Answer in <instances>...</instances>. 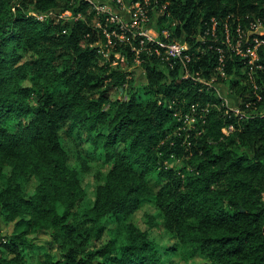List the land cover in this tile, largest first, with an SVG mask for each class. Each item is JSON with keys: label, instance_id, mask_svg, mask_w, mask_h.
<instances>
[{"label": "trees", "instance_id": "16d2710c", "mask_svg": "<svg viewBox=\"0 0 264 264\" xmlns=\"http://www.w3.org/2000/svg\"><path fill=\"white\" fill-rule=\"evenodd\" d=\"M126 1L147 2L190 59L109 42L116 23L87 0H0V217L13 227L0 264H168L181 247L188 264H264V45L255 64L233 47L238 28L251 43L264 0ZM148 201V225L129 221Z\"/></svg>", "mask_w": 264, "mask_h": 264}, {"label": "built area", "instance_id": "2783aa9c", "mask_svg": "<svg viewBox=\"0 0 264 264\" xmlns=\"http://www.w3.org/2000/svg\"><path fill=\"white\" fill-rule=\"evenodd\" d=\"M87 1L92 3L93 8L97 10V12L107 13L109 21L116 23V29L107 31L109 42L111 41L112 35L127 41L131 38H138L139 44L137 47H134L138 57H140L142 51H146L159 55L164 53L168 58H178L183 62L190 59L189 54L185 53L186 49H188V45L185 41L173 40L169 29L163 28L159 30L157 26H153L154 17L150 13L147 2L135 1L128 3L126 0ZM237 30L239 34L233 47L238 53L250 55L251 58L249 62L255 64L259 59L258 49L261 45H264V38L258 36L264 35V23L262 21H256L251 24L249 28L250 34L256 35L246 47L243 46L244 31H242L241 28ZM207 33L217 37L216 21H214L211 30L209 29ZM225 42L232 44L229 34L226 35ZM259 66L264 68L262 64H259ZM207 83L212 84L213 79L207 81ZM225 105L229 109L236 111V113H240L241 115L244 114L239 105L234 106L226 101ZM247 105L249 106V103ZM195 108V105H193L194 111ZM230 128L233 129V126L231 125Z\"/></svg>", "mask_w": 264, "mask_h": 264}, {"label": "rangeland", "instance_id": "374dc122", "mask_svg": "<svg viewBox=\"0 0 264 264\" xmlns=\"http://www.w3.org/2000/svg\"><path fill=\"white\" fill-rule=\"evenodd\" d=\"M99 1H109V0H99ZM71 16V14L69 15ZM126 16V15H124ZM153 26H159L158 22V17L159 14L154 13L153 14ZM118 58L122 59L121 56H118ZM130 71H132V76H131V80L133 83L135 84H142L145 82V78H144V74L142 73V71L140 70V67L138 66H132L129 68ZM215 86L217 87L219 93L221 94V96L224 98V100L231 104V105H238V101H239V97L237 96V94L235 93L234 90L230 89V87L226 84H222V83H215ZM117 95H119L117 93V91H113L112 96L116 97ZM194 111V110H193ZM195 113V112H193ZM197 120V117L194 116V114H189L186 117L185 120V126L190 129L193 125L194 122ZM96 157L92 156L90 158V165L92 166V170H95L96 168H105L106 166L99 164L96 161ZM171 164H175L178 165L180 164L178 162V160L173 161ZM87 180L90 182L89 184V194L90 196L93 195V189H94V180L93 177L91 175L87 176ZM149 183L154 187V189L157 191L159 190V188L161 187V182L158 180V177L156 176L155 173H152L149 175L148 177ZM156 212V208L153 205L152 202L148 201L143 203L136 211H134V213H132L129 216V221L136 223L142 227L147 226L148 225V220H149V215L152 213ZM13 230L12 225H8L6 223H4L0 217V239L6 235V234H10ZM155 235L158 237V240L161 241V243H164L167 246L173 245V243L175 242L174 239L171 238L170 234L167 233V231L165 230V228H163L161 225L157 226V228L155 229ZM50 239L49 235L47 234H42L40 235V239H38L37 241L39 243H44L46 244V241ZM184 248L181 247L178 251L174 252V251H169L168 253L165 254L164 258L166 260V262L168 264H188V261L185 260L184 256L182 255V250ZM189 262L192 261H196V262H202L204 260L203 257H201L200 255H196V256H191V258H188Z\"/></svg>", "mask_w": 264, "mask_h": 264}]
</instances>
